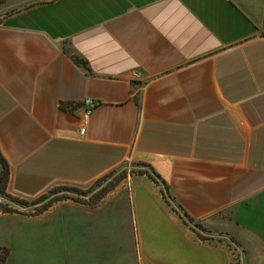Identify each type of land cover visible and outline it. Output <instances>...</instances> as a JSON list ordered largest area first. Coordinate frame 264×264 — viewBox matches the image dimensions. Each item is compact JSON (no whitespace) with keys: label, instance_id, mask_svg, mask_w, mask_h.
<instances>
[{"label":"crops","instance_id":"crops-1","mask_svg":"<svg viewBox=\"0 0 264 264\" xmlns=\"http://www.w3.org/2000/svg\"><path fill=\"white\" fill-rule=\"evenodd\" d=\"M0 153L5 191L22 199L129 159L154 169L172 198L142 174L129 197L111 193L99 210L43 221L2 213L5 264H224L212 237L226 228L264 253V0H35L4 16Z\"/></svg>","mask_w":264,"mask_h":264},{"label":"rangeland","instance_id":"rangeland-1","mask_svg":"<svg viewBox=\"0 0 264 264\" xmlns=\"http://www.w3.org/2000/svg\"><path fill=\"white\" fill-rule=\"evenodd\" d=\"M32 1L35 0H0V21H2L4 16L22 8ZM147 173H150L148 167L142 165L140 162L129 159L88 184L72 185L66 183H54L37 196L22 199L6 193L5 187L8 177L6 179L4 169L0 165V191H2V189L4 190L3 193L0 192V216L2 213H8L14 214L15 217L28 218L30 221H43L55 217L59 213H70L71 209L76 207L88 210H99L103 207L102 205L106 203V200L111 193H115L112 194V200L115 201H121L124 200V198L129 197L131 193L129 188L132 179L142 174L147 175ZM158 184L162 186L160 183ZM128 202H130V204L128 203V211L126 210L125 218L127 220H133L135 219L134 204H136V200L131 199L128 200ZM169 205L172 206L171 203ZM66 217H70V215L68 214ZM27 226V223L23 225V227L16 225V231H14L18 234V232H21L23 229L25 233H27L29 232ZM226 229L227 230L221 232V234H216L212 237L213 240L220 241L222 244L224 264H263L264 253L259 249L250 252L248 250V240L246 235L238 238V236L234 235L229 228ZM56 230L58 231V237H63L61 236L63 235L61 226H59L58 229L56 227ZM33 231L34 229H30V232ZM127 231L125 240L133 250L138 244L137 235L132 229V226H130ZM194 231H200L204 235H210L206 229H203V227L202 229H196ZM204 235V240L201 239L202 241L205 242L211 239ZM114 240L119 243L118 240ZM106 241H108L106 253L110 254L117 251L118 245L116 247H111L109 245V242L112 241L111 234L106 235ZM54 245L55 243H53V247ZM57 246L58 249L64 250V241ZM8 255V250H0V264H5ZM43 256L47 255L44 254L40 257L43 258ZM30 258L33 259L34 254H31ZM137 262L138 264H141V261L138 258ZM142 264L145 263L143 262Z\"/></svg>","mask_w":264,"mask_h":264},{"label":"trees","instance_id":"trees-1","mask_svg":"<svg viewBox=\"0 0 264 264\" xmlns=\"http://www.w3.org/2000/svg\"><path fill=\"white\" fill-rule=\"evenodd\" d=\"M73 59L75 60L76 63L83 64V61L79 57L73 56ZM76 106L77 105L73 104V103H61V108L64 110H68V111H73L76 108ZM0 165L4 169V175L6 176V179H7V177L9 176V167H8V164L5 161V159L3 158L1 153H0ZM142 165L148 167V165H146L144 163H142ZM149 169H150V173H147V176H149L153 181L160 183L162 185L161 188H162L164 198L166 199V202L168 204H170L172 201V198L169 195L168 186L166 185V183L164 181L161 180V177L154 171V169H152V168H149ZM0 192L3 193L4 190L2 189V191H0ZM173 209L180 214L182 220L187 225H190L193 230L202 229V226L199 223H197L193 218H191L187 213H185L183 211V209H181V207L179 209H175V208H173ZM198 235H199L200 239L204 240L203 235H201L199 233H198Z\"/></svg>","mask_w":264,"mask_h":264},{"label":"built area","instance_id":"built-area-1","mask_svg":"<svg viewBox=\"0 0 264 264\" xmlns=\"http://www.w3.org/2000/svg\"><path fill=\"white\" fill-rule=\"evenodd\" d=\"M86 106H87V112H86L85 119L87 120L90 117V115L93 112V110L95 109L96 104L94 102H92V101H89V102H87ZM81 133L82 134L85 133V128H83L81 130Z\"/></svg>","mask_w":264,"mask_h":264}]
</instances>
